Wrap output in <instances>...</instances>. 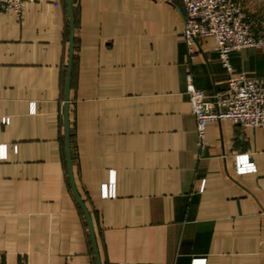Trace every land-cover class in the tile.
<instances>
[{"label": "crops", "instance_id": "1", "mask_svg": "<svg viewBox=\"0 0 264 264\" xmlns=\"http://www.w3.org/2000/svg\"><path fill=\"white\" fill-rule=\"evenodd\" d=\"M25 1L0 12V264H96L68 174L66 0ZM237 1L264 34V0ZM72 6V166L102 264H264V127L209 122L198 147L186 75L209 97L227 88L213 37L189 52L182 0ZM230 63L264 77V48ZM242 157L256 170L239 174Z\"/></svg>", "mask_w": 264, "mask_h": 264}, {"label": "built area", "instance_id": "2", "mask_svg": "<svg viewBox=\"0 0 264 264\" xmlns=\"http://www.w3.org/2000/svg\"><path fill=\"white\" fill-rule=\"evenodd\" d=\"M25 4V0H0V12L21 17ZM182 8L183 35L189 52H193L202 37L211 36L222 64L229 72L227 88L211 97L195 87L192 74L186 75V93L196 120L199 149L206 146L209 122L227 119L243 128L264 127V77L252 78L244 73L235 77L230 63L233 52L263 49L264 34L255 33L252 17L237 0H182ZM6 123L7 117H0V127ZM11 148L17 151L18 146L11 145ZM7 156V144H0V160L7 159ZM248 162L247 157L239 158L236 167L239 174L256 170L254 163ZM102 197H116L114 182L102 186ZM21 264L28 262L23 260Z\"/></svg>", "mask_w": 264, "mask_h": 264}, {"label": "water", "instance_id": "3", "mask_svg": "<svg viewBox=\"0 0 264 264\" xmlns=\"http://www.w3.org/2000/svg\"><path fill=\"white\" fill-rule=\"evenodd\" d=\"M66 5L69 14L70 20V42H69V55H68V67H67V75H66V83H65V99H64V132H65V146H66V156H67V165H68V174L69 180L72 188L73 195L80 206L88 227L89 234L92 242V246L95 253L96 264H102L100 251L97 243L95 228L93 218L88 211L84 201L82 200L75 183L73 166H72V154H71V138H70V90L72 83V73H73V62H74V45H75V16L73 12L72 0H66Z\"/></svg>", "mask_w": 264, "mask_h": 264}, {"label": "trees", "instance_id": "4", "mask_svg": "<svg viewBox=\"0 0 264 264\" xmlns=\"http://www.w3.org/2000/svg\"><path fill=\"white\" fill-rule=\"evenodd\" d=\"M74 50H75V48H74Z\"/></svg>", "mask_w": 264, "mask_h": 264}]
</instances>
